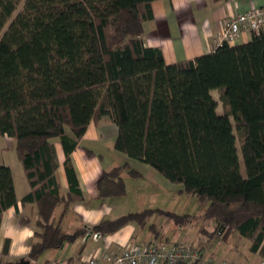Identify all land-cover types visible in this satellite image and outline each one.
Listing matches in <instances>:
<instances>
[{"label": "trees", "instance_id": "1", "mask_svg": "<svg viewBox=\"0 0 264 264\" xmlns=\"http://www.w3.org/2000/svg\"><path fill=\"white\" fill-rule=\"evenodd\" d=\"M153 1L0 0V135L16 139L31 186L21 201L37 210L30 264L87 232H64L55 214L60 204L66 210L84 197L71 154L89 124L102 118L118 126L116 149L208 202L204 217L216 224L203 231L214 236L225 229L226 239L235 230L264 259V26L248 42L223 41L212 52L168 64L161 48L144 41ZM218 88L229 112L218 110L212 94ZM54 138L66 154L67 193L57 179ZM125 170L141 175L129 163L105 171L99 194H126ZM18 201L12 169L0 164V227ZM156 211L178 225L194 217L150 208L92 230L112 233L129 222L155 229ZM9 245L7 239L0 264H18L7 259ZM198 247L201 258L180 264H208L213 258Z\"/></svg>", "mask_w": 264, "mask_h": 264}, {"label": "crops", "instance_id": "2", "mask_svg": "<svg viewBox=\"0 0 264 264\" xmlns=\"http://www.w3.org/2000/svg\"><path fill=\"white\" fill-rule=\"evenodd\" d=\"M260 6H264V0H155L152 3L154 17L145 23L144 41L147 46L161 48L168 64L194 59L217 48L220 44L219 33L225 21L238 13ZM251 39L252 33L244 31L232 44H241ZM117 135L118 126L110 119L92 121L79 140L77 148L72 152L71 160L84 197L70 203L66 210L64 204H60L56 209L55 222L69 234L81 228H86L87 232L59 248H54V253H48V258L54 257V261H59L80 254H98L106 249L151 241L168 245L180 241L187 242V235L183 236L182 231L176 230L174 234L169 232V224H165L166 217L152 221L153 214L150 222L156 224L155 229L150 228L149 225L142 226L137 222H129L116 232L107 234L93 232V226L105 219L150 208L164 210V208L148 206L154 202V199H149L152 197H148L150 201L147 199L140 204L141 196L147 193L145 192L147 186L145 189L140 188L135 195L132 194L131 185L136 177H131L127 170L123 172L127 184L126 194L107 197L99 194L98 179L105 171L117 166L129 163L141 172L138 177H142L145 172H153L146 163L132 159L116 149ZM54 145L58 158L57 179L62 192L67 193L69 180L65 169L66 154L59 139L54 141ZM10 148L16 150V141H11ZM4 163L12 169L19 201L17 205L9 207L3 213L0 227V253L4 249L6 240L9 239L7 259L19 262L28 259L31 246L37 240L35 236L37 210L35 204H24L21 201L22 197L31 190L22 163L19 164L14 160ZM153 186L149 188L151 194L157 192L156 187ZM141 205L146 207L140 208ZM192 220L193 218L189 222ZM48 258L44 264L51 262ZM38 264L42 262L39 260Z\"/></svg>", "mask_w": 264, "mask_h": 264}, {"label": "rangeland", "instance_id": "3", "mask_svg": "<svg viewBox=\"0 0 264 264\" xmlns=\"http://www.w3.org/2000/svg\"><path fill=\"white\" fill-rule=\"evenodd\" d=\"M223 93L224 90L222 88L212 90V94L219 104L218 110L221 113L229 112V108L222 98ZM231 119L234 120V117L231 116ZM68 132L71 133L69 129ZM235 134L237 136L238 147L241 149L242 136L237 129H235ZM57 139L59 138H54L53 140L55 141ZM11 141H16V139L0 135V164H5L4 162H13V160L20 164L16 150L10 148ZM241 165L242 171L245 174L242 158ZM147 166L150 167L153 172H145L142 177L134 178L130 190L131 193L135 195L140 188L145 189L147 186L145 190L147 193L141 196L142 203L140 202V204H143V201H146L148 197H152L149 199H154V202L150 203L152 205L148 204V206L154 208L160 207L164 208V210L166 209L182 214L191 213L194 215L193 220L183 226L176 225L173 219L169 218L170 216L165 213L158 214L157 212L160 211L153 212L152 221L156 219L159 221L161 217H166L165 224H169V232L174 234L176 230L182 231L183 236L187 235V242H191L196 246H204L206 257L208 259L213 258L215 264H222L224 261L226 264H264V259L259 254L250 251L251 241L240 235L237 231L232 230L226 239L220 236L225 229H219L214 236H210L208 232L203 231L202 228L212 231L216 224L213 218L204 217L208 202L200 201L195 195L185 191L183 184L172 182L151 165L147 164ZM153 185L157 190L155 194L149 193V188ZM149 199L148 201H150ZM141 206L140 208L146 207V205ZM51 252L54 253V249H49L42 254L40 257V262H42V264H44L46 258H48V253ZM49 258L51 262H54V257Z\"/></svg>", "mask_w": 264, "mask_h": 264}, {"label": "built area", "instance_id": "4", "mask_svg": "<svg viewBox=\"0 0 264 264\" xmlns=\"http://www.w3.org/2000/svg\"><path fill=\"white\" fill-rule=\"evenodd\" d=\"M263 26L264 6L253 7L225 21L219 33L220 42L234 43L244 31L258 32ZM202 254V250L192 243L168 245L151 241L106 249L98 254H80L47 264H180L199 259ZM208 264L215 262L211 259Z\"/></svg>", "mask_w": 264, "mask_h": 264}, {"label": "water", "instance_id": "5", "mask_svg": "<svg viewBox=\"0 0 264 264\" xmlns=\"http://www.w3.org/2000/svg\"><path fill=\"white\" fill-rule=\"evenodd\" d=\"M18 264H30V259H23L22 261H19Z\"/></svg>", "mask_w": 264, "mask_h": 264}]
</instances>
